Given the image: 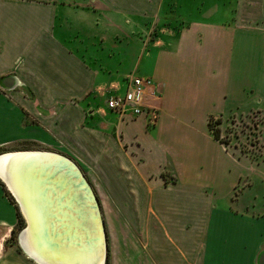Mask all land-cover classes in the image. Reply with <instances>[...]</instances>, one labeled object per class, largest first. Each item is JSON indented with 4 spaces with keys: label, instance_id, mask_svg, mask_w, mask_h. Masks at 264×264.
Returning a JSON list of instances; mask_svg holds the SVG:
<instances>
[{
    "label": "crops",
    "instance_id": "0c3cea01",
    "mask_svg": "<svg viewBox=\"0 0 264 264\" xmlns=\"http://www.w3.org/2000/svg\"><path fill=\"white\" fill-rule=\"evenodd\" d=\"M179 8L178 0H0V148L45 144L46 128L57 134L58 114L70 122L75 101L80 123L82 106L123 94L130 76L147 78L152 126L147 117L112 125L130 157L114 165L111 264H264V157L230 149L208 127L210 117L264 114V0H230L223 22L208 0L195 8L202 20ZM246 178L256 180L254 214L229 205ZM17 220L0 187L6 237ZM19 250L6 245L0 264H38Z\"/></svg>",
    "mask_w": 264,
    "mask_h": 264
},
{
    "label": "rangeland",
    "instance_id": "374dc122",
    "mask_svg": "<svg viewBox=\"0 0 264 264\" xmlns=\"http://www.w3.org/2000/svg\"><path fill=\"white\" fill-rule=\"evenodd\" d=\"M178 1L180 5V15L186 16L187 20H202L200 19V13L196 12L197 10L195 11V8H199L203 0ZM229 1L230 0H208L209 5L213 4L218 6V22L226 21L225 17H221L220 12L224 10V6L229 5ZM189 14L191 16H189ZM145 90L144 100L151 94L153 95V97H150H152L154 101V95L156 94H152L151 92L150 94H148L149 90ZM26 95L28 99L33 100L31 94L28 93ZM117 95H120V93H118ZM107 98L108 96L100 99L98 101L99 104L97 105L87 104L82 106L83 109L81 111L83 112V116L86 115V118L80 121V123L76 122L77 115L75 110L76 108H78V103L77 101H75L74 105H72L73 111L70 110L69 116L72 117L70 118V122L66 121L69 117H62L63 115H60L58 113V117L56 116L57 119L52 120V126L54 127V130L57 134L46 128V130L49 131V140H47L48 142H45V144H41L39 146L29 144L25 147L29 148L28 150L32 151L40 150L60 154L61 156L71 160L75 164V166L79 168L85 181L88 183L91 189V192L96 201L98 212H100V215L102 216L101 221L104 226V235L106 236L105 245L107 253V255H105L106 257L104 260V264H111V251L109 248L110 240L107 233L108 227L106 214L107 210H112V207L119 208V206L117 205L119 202H116V200L114 201L113 193L111 192L113 191L111 188L114 189V187H117L114 184V177L116 174L114 171V165L118 163L120 159L121 162L122 160L128 162V159L130 157V149L128 147L129 142H126V136L124 135V142V140H122L123 133H121L120 131V133L115 132L112 125H117L118 120L128 122L129 124V121H134L135 119H138L140 117H147V126L151 127L154 122L153 120L155 119V112L153 109L154 107H143L141 113L135 117H121L119 114L115 113L117 117V122H115L113 119H107V117L105 116V108H107ZM57 111L59 112L58 109ZM72 121H74L76 127H74ZM47 123L50 122L47 121ZM102 124L105 125L103 128H100ZM210 125L213 130L219 131L220 140L223 142V145L229 147L230 149H237V151L249 156L253 161L263 159L264 114L261 110L254 109L251 112L247 113L233 112L222 117H212L210 119ZM83 126H86L87 129H83ZM131 131L132 130H130L129 128V132ZM25 147L23 145L18 147L16 145L3 147L2 149L0 148V154L18 149H24ZM163 176H165V174H163ZM167 179H174V177L170 176L168 173ZM255 182V178H246L239 184L237 190L231 197L232 201L229 203L232 209L236 211H245L251 214L257 213L259 211L256 208L254 209L252 207V204H254V202H252V199L253 197H255L254 191L256 190V187L254 185ZM0 187L4 190L10 202L16 207L18 214L17 224L14 227L15 233L12 237V231L9 236L6 237L7 234L5 230L0 229V250L2 248H5L6 245L12 244L23 251L20 248L18 238L20 236V233L24 230L26 222L21 213L19 205L9 193L6 186L2 184L1 180ZM36 187L40 188V185L38 183H35L33 189L35 190ZM248 199L251 200L249 201L250 203L247 202Z\"/></svg>",
    "mask_w": 264,
    "mask_h": 264
},
{
    "label": "water",
    "instance_id": "95a60500",
    "mask_svg": "<svg viewBox=\"0 0 264 264\" xmlns=\"http://www.w3.org/2000/svg\"><path fill=\"white\" fill-rule=\"evenodd\" d=\"M14 158L22 160L40 158L42 163L51 164L52 162V170L49 169L50 165L48 167L46 164L45 167L43 165L33 172L35 166H32L33 168H31L27 174L24 175V177H28V179H30L28 185L31 186L32 189L35 183L40 185L43 196L39 199L43 204L45 203L46 205L47 201L50 199L49 196L51 194L53 195V199H50V202H54L55 208L53 209L54 211L52 213H55L56 216L54 214H51V216L49 215L51 217V220L49 218V221H51L49 227L52 228V231L50 232L51 236L49 237L53 240L54 245L61 249V252L65 251V253H62V256L66 255L67 258L73 256L78 257L85 249L88 248V245H85V243H91V241L94 240L92 237H97V239L102 237L103 249L99 250L100 258L101 252L104 253L106 250V236L104 235L105 232L103 230L104 226H102L103 223L102 225L100 223L101 220L99 219L98 208L91 189L88 183L85 181L79 168L66 157L46 151H33L26 153L21 152V154H16V156L13 155L12 159ZM2 183L5 185L4 182ZM65 209H70V212H67L66 214ZM59 213H62L63 217H61ZM72 213L73 217L76 215L80 216V218H76V222L74 223H72V220L67 216L71 215ZM64 216L66 218H64ZM24 220H26L25 217ZM63 222H65V224H63ZM61 223L63 224V228L59 229ZM80 225H83V227L87 229L85 234H80V231L76 230L81 227ZM55 228L58 229L59 232H56ZM99 228L101 230H99ZM24 230H28L27 222ZM20 236L18 238L19 245ZM20 248L22 249L21 246Z\"/></svg>",
    "mask_w": 264,
    "mask_h": 264
},
{
    "label": "bare ground",
    "instance_id": "6f19581e",
    "mask_svg": "<svg viewBox=\"0 0 264 264\" xmlns=\"http://www.w3.org/2000/svg\"><path fill=\"white\" fill-rule=\"evenodd\" d=\"M21 152L26 153L33 151ZM21 152L0 154V180L5 183L7 190L16 200L20 207L21 213L26 219L25 221L28 223V230H24L20 236V246L22 247L23 251H25L24 253L38 264H104L106 257L105 255H107L106 250L104 253L101 252L99 258V250L103 249L102 237L99 239H97V237H92L94 240H92L91 243H85V245H88V248L85 249L78 257L68 256L70 258H67L66 255H63L64 257L62 256V253H65V251L61 252V249L55 246L53 240L49 237L51 236L50 232L52 231V228L49 227L51 224L49 218L51 220V214L55 215V213H52L54 211L53 209L55 208L54 202H50V199H53V195L51 194L49 196L50 199L48 198L49 200L47 201L46 205L45 203L43 204L39 199L43 196L42 190L40 188H36L35 192L32 187L28 185L30 179H28V177H24V175H26L27 172L33 168L32 166H35L33 172L43 165L45 167L46 164L48 167L50 165L49 169L52 170V162L51 164L42 163L40 158H30L25 160L15 158L12 159L13 155L16 156V154H21ZM67 212H70V209H65L66 214ZM98 213L99 219L102 220L100 212ZM59 214L61 217H63L62 213ZM65 216L64 218H66ZM67 216L72 220H70L72 223L76 222V218H80L78 215H76L77 217H73V213ZM100 223L102 225V221ZM63 224H65V222H63ZM63 224L61 223L59 229L63 228ZM80 226L81 227L76 230L80 231V234H85L87 229L83 227V225ZM55 230L56 232H59L58 229L55 228ZM99 230L101 229L99 228Z\"/></svg>",
    "mask_w": 264,
    "mask_h": 264
},
{
    "label": "built area",
    "instance_id": "2783aa9c",
    "mask_svg": "<svg viewBox=\"0 0 264 264\" xmlns=\"http://www.w3.org/2000/svg\"><path fill=\"white\" fill-rule=\"evenodd\" d=\"M152 86L147 78L135 76L128 77L126 91L121 95H114L107 99V108L121 117H135L145 107V89Z\"/></svg>",
    "mask_w": 264,
    "mask_h": 264
},
{
    "label": "trees",
    "instance_id": "16d2710c",
    "mask_svg": "<svg viewBox=\"0 0 264 264\" xmlns=\"http://www.w3.org/2000/svg\"><path fill=\"white\" fill-rule=\"evenodd\" d=\"M211 118H212V117H210L209 120H208V127H209V129L211 130V132L213 133L215 139H217V140H219L221 143H223V142L220 140V133H219V131H218V130H213L212 127H211V125H210V119H211ZM11 231H12V234H11V237H12V236L14 235V233H15V228H13Z\"/></svg>",
    "mask_w": 264,
    "mask_h": 264
},
{
    "label": "flooded vegetation",
    "instance_id": "af4514ba",
    "mask_svg": "<svg viewBox=\"0 0 264 264\" xmlns=\"http://www.w3.org/2000/svg\"><path fill=\"white\" fill-rule=\"evenodd\" d=\"M29 148H25V150H28ZM3 184V183H2Z\"/></svg>",
    "mask_w": 264,
    "mask_h": 264
}]
</instances>
